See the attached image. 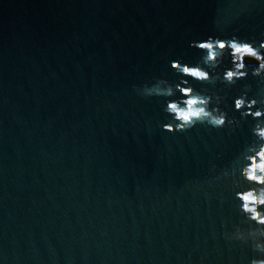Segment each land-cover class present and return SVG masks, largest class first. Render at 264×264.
I'll list each match as a JSON object with an SVG mask.
<instances>
[{"label": "water", "instance_id": "1", "mask_svg": "<svg viewBox=\"0 0 264 264\" xmlns=\"http://www.w3.org/2000/svg\"><path fill=\"white\" fill-rule=\"evenodd\" d=\"M232 40L264 54V0H0V264L264 261V69L225 79ZM185 88L224 122L179 118Z\"/></svg>", "mask_w": 264, "mask_h": 264}, {"label": "clouds", "instance_id": "2", "mask_svg": "<svg viewBox=\"0 0 264 264\" xmlns=\"http://www.w3.org/2000/svg\"><path fill=\"white\" fill-rule=\"evenodd\" d=\"M219 47L223 49L224 47L231 48V55L233 57V67L227 69L224 73L225 79L229 82L232 81L233 77H239L245 75L244 72L239 71L244 67L242 62L244 57H249L258 62V67L255 72L258 73L261 69H264V54H262L258 48L254 45L243 42V41H219L217 42ZM203 47L209 49L207 55L204 57V63H212L217 59V56H222L223 53H217L215 47L211 42H208ZM264 47V45H261ZM181 71L186 74H190L197 79H208L209 73L206 69L202 68L200 65L196 66H182ZM177 87H180L177 85ZM187 94V98L183 103L173 102L170 108L178 114V117L183 119L185 122H190L194 119H207L210 123L219 125L225 120V113L219 112L218 109L209 108L210 98L202 96L199 93H194L191 88L181 89ZM171 88L167 89L168 94H171ZM235 106L237 108L242 107L246 103L255 104L256 101H246L245 97L241 95L235 100ZM264 111L258 109L253 115L261 116ZM254 131L258 134L261 139H264V126L257 125ZM251 161L249 165L244 167L243 175L246 179L256 182L257 185H264V144H261L258 149L254 150L253 155L248 157ZM242 199L244 201L242 207L245 211L251 213L252 218H259L261 222H264V212L258 210V205L264 204V187L250 188L243 193H241ZM253 264H264V261L256 262Z\"/></svg>", "mask_w": 264, "mask_h": 264}, {"label": "trees", "instance_id": "3", "mask_svg": "<svg viewBox=\"0 0 264 264\" xmlns=\"http://www.w3.org/2000/svg\"><path fill=\"white\" fill-rule=\"evenodd\" d=\"M243 60L246 61L247 63H257V61H255L249 57H244Z\"/></svg>", "mask_w": 264, "mask_h": 264}]
</instances>
